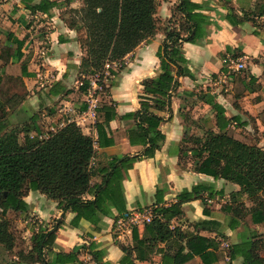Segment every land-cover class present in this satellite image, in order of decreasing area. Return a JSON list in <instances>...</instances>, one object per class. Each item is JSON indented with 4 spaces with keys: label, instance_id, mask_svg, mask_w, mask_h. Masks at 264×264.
Wrapping results in <instances>:
<instances>
[{
    "label": "trees",
    "instance_id": "16d2710c",
    "mask_svg": "<svg viewBox=\"0 0 264 264\" xmlns=\"http://www.w3.org/2000/svg\"><path fill=\"white\" fill-rule=\"evenodd\" d=\"M75 1L41 0L35 3V0H21L32 15L40 13L50 18L55 9L63 10ZM159 6V0H83L82 9L71 10L75 17L65 21L70 29L84 34L80 39L86 53L80 66V91L83 94L88 95L96 84L102 93L111 96V89L117 86L119 76L127 68V58L159 33ZM197 9L191 0H180L174 10L169 23L178 22L179 26L169 25L166 29L165 43L157 53L161 73L143 83L144 89L139 95L141 109L121 117L135 120L134 129L120 130L109 137L104 123L117 117L115 105L112 102L100 104L96 111L97 140L84 135L76 123L49 134L44 140L40 137L45 133L38 128L35 119L32 128L9 129L4 105L10 102L7 96L11 85L21 84V79L12 75L13 69L8 72L7 68L11 62L16 64L24 59L26 45V40L10 35L16 49L2 47L0 51V61L4 64L0 71V248L7 253L15 250L17 239L9 213L27 215L29 206L25 197L30 192H39L57 202L63 214H74L71 226H87L89 238L102 233L104 219H117L128 213L124 189L128 172L137 162L153 159L161 150L165 137L160 128L164 120L157 113L171 111L173 93L179 88L178 77L194 78L184 57L183 45L204 39L208 34L207 27L211 25L204 15L196 13ZM20 71L21 78L31 76L25 62ZM238 85L245 87V91L250 89L243 82ZM99 95L98 90L96 96ZM207 104L217 115L219 133L209 131L202 139L185 135L183 143H188L191 148H183L182 156L193 158L196 173L240 188L230 194L229 202L221 209L232 216L229 223L232 232L237 231L242 222L263 226L264 150L229 128L233 120L226 119V111L219 104L211 99ZM88 107L83 110L87 111ZM33 130L38 131L37 137L30 136ZM122 139H128L133 147H141V152L132 158L113 157L106 163L93 164L97 157L96 147H113ZM96 178L100 179L99 183L94 182ZM165 192L166 188L157 189L152 222L144 226L142 238L136 234L137 229L133 231V248L121 246L123 258L119 264H145L153 256H161L157 264H223L239 258L243 264H264L260 254V249L264 252V235L257 234L253 237L255 241L230 247H223L219 241L226 235L222 232L223 224L213 217L211 202L224 199V191H217L211 185H197L183 191L177 202L170 206L165 203ZM244 198L250 199L254 207L248 209L243 203ZM196 200L201 201L204 215L210 219L190 225L193 231L174 225L185 217L183 206ZM35 226L38 230L31 238V251L19 252L18 261L13 264H84L81 260L84 252L95 264H110L104 261L106 251L95 243L82 245L70 253L56 252L57 233L47 225L35 223ZM202 232L216 237L201 236ZM256 242L261 245L257 246ZM158 245L165 246L161 253L156 251ZM182 250L189 255L188 260L179 256Z\"/></svg>",
    "mask_w": 264,
    "mask_h": 264
},
{
    "label": "crops",
    "instance_id": "0c3cea01",
    "mask_svg": "<svg viewBox=\"0 0 264 264\" xmlns=\"http://www.w3.org/2000/svg\"><path fill=\"white\" fill-rule=\"evenodd\" d=\"M40 1L35 0V3ZM191 1L198 6L196 13L204 15L211 25L207 27L208 34L204 39L196 44L183 45V54L194 78L178 77L179 88L173 93L171 111L157 113L164 120L160 129L165 141L155 158L137 162L128 172L124 181L128 212L144 208L153 210L157 205L156 194L159 187L166 188L164 200L167 206L176 203L183 191L192 190L197 185H211L217 191H224L225 195L227 189L232 190L231 193L240 191L237 185L196 173L193 158L182 156L183 148H191L188 143H183L185 135L202 139L209 131L219 133L217 115L207 104L209 99L226 111L227 120H233L229 128L246 136L253 146L264 150V118L261 119V115H264V0ZM1 2L2 0L0 51L2 47L16 49L10 35L26 40L24 59L16 64L11 62L7 70L10 72L25 62L31 75L23 78L21 74L15 76L20 77L21 84L18 87L15 83L11 85V92L7 96L10 104L4 105L9 129L32 128L35 119L38 128L43 133H48L51 129L61 130L76 120L84 135L97 140L96 121L83 110L89 104L90 96L80 91V66L86 53L82 49L79 34L69 28L61 15L62 10L55 9L50 18L40 13L32 15L21 0H5L6 4ZM179 2L180 0H159L157 18L160 16L169 22ZM10 10V17L4 15V12L8 13ZM38 18L48 21L53 27L47 39L42 41L39 35L38 39L34 37L35 42L32 45L24 34L31 32L33 27L29 26L32 20ZM165 38L166 31L158 33L149 43L141 45L127 58V68L119 76L118 84L111 89L109 97L117 113L115 119L104 123L109 137L120 130L134 129L135 120H123L121 117L141 109L139 95L144 89L143 83L161 73V62L157 53L164 45ZM37 44H45L47 48L41 50ZM228 57L242 59L246 69L237 76L228 75L225 65ZM3 68L4 64L0 61V71ZM238 82H243L250 89L245 91V87L238 85ZM186 93L194 95L188 96ZM11 103L14 104L10 106ZM21 136L24 142V133ZM30 136L37 137L38 131L33 130ZM141 150V147L131 146L128 139H122L120 144L113 147H96L95 163H106L113 157L132 158ZM94 182L99 183L100 179L96 178ZM25 202L29 206V212L19 223L24 227V239L28 241L25 253L31 251V238L34 231L38 230L33 219L47 226L56 221L55 226H48L57 233L56 252L70 253L82 245L95 243L106 251L105 262L120 263L123 258L120 244L117 243H123V240L118 239L117 232L120 218L104 219L102 233L95 238H89V228L83 225L73 228L71 225L75 215L63 214L58 209L57 202L39 192H30L25 197ZM183 212L184 219L174 225H180L185 231H193L190 224L210 219L204 215L199 200L185 204ZM212 212L214 219L222 223L218 211H214L212 207ZM13 214L9 213L10 219ZM201 236L216 237L208 232H202ZM130 238L133 240V235ZM81 260L95 264L85 252ZM14 261H18V258L14 257ZM2 262L0 264H7L6 261Z\"/></svg>",
    "mask_w": 264,
    "mask_h": 264
},
{
    "label": "rangeland",
    "instance_id": "374dc122",
    "mask_svg": "<svg viewBox=\"0 0 264 264\" xmlns=\"http://www.w3.org/2000/svg\"><path fill=\"white\" fill-rule=\"evenodd\" d=\"M62 2L66 3L67 0H61ZM9 2V1H8ZM2 4H6L5 0H2L1 2ZM12 3V2H10ZM83 8V0H76V2L72 5V7H68L67 5L64 7V9L61 12L62 17L65 20H71L72 18L75 17L74 14H72L71 10L72 9H82ZM12 10H10L8 13L4 12V15L10 17L11 16V12ZM159 13V10H158ZM158 24H159V33H163L166 31V29L169 27V25L171 26H179L178 22H174L173 23H169L168 20H163L162 17L158 16ZM162 19V20H161ZM30 21V20H29ZM173 24V25H172ZM33 27V28H32ZM52 25L48 24V21H43L41 18L38 19H34L32 20L31 26H29V28H32L31 32H26L24 35V37L27 38V41H31L32 45L34 44L35 40L34 37H36L38 39V36H41V40H45L47 39V35L50 34L51 30H52ZM178 28V27H177ZM46 37V38H44ZM33 38V39H32ZM84 38V34L81 33L79 35V40ZM44 43V42H43ZM37 47H39L41 50L43 48H47V46L45 44H43L42 46L37 44ZM39 48L37 50H39ZM28 51V50H27ZM21 74L20 71V67L16 66L14 67L13 71H12V75L14 76H19ZM47 81V80H45ZM20 85V84H18ZM17 86V84H16ZM18 87V86H17ZM97 89V88H95ZM103 90H99L100 96L98 97V103L99 104H111V100L109 97H107L104 93H102ZM15 103V102H14ZM14 103H11L10 106H12ZM10 104V103H9ZM21 142H23V137L20 136ZM225 188V187H224ZM230 189H227V195L226 198L224 199H216L213 204L212 207L214 209V211H218L217 214L219 216L220 221L223 223V228H222V232L226 234V238L222 239L220 238L219 241L222 243L223 247H230V246H234L237 244H242L245 241H255L254 240V236L259 234V235H264V225L263 226H253V225H248L245 222H242L240 227L238 228L237 231L235 232H231L229 229V223L230 220L232 218L231 215H227L226 213H224L221 209L227 205V203L230 200V194H231ZM243 203L246 207H249L248 209L254 207V204L252 201H250V199L244 198L243 199ZM24 215L21 216L20 214H13L11 217V221H12V231L14 232L16 239H17V246L15 248V250L13 252H5L3 250V248H0V262H7V264H13L14 261V257H17L19 255V252L21 251H26L27 250V245L28 241L25 240L24 238L26 237L23 232L24 227L20 226V222L24 220ZM33 223H38V225H40L38 220L33 219ZM56 221L53 222L52 224H48V226H55ZM187 225H189V223H187ZM191 225V224H190ZM144 226L138 227L136 234L142 238L143 237V233H144ZM188 231V230H186ZM123 243L117 242L120 244V248L121 246L123 247H128V248H133L135 243L133 242V240L130 238V236L126 235V237H124ZM257 246H260L261 244L256 242ZM165 249L164 245H158V247L156 248V251H163ZM179 256L181 257L182 260H188L189 259V255L187 254V252L185 250L180 251ZM260 254L262 256V258H264V252L262 251V249H260ZM2 257L4 259H2ZM161 261V256H153L151 261L149 263H145V264H157ZM2 262V263H3ZM84 264H91L89 261L84 262ZM223 264H243V260L241 258H239L238 260H236L235 262H230L229 260H227V262L223 263Z\"/></svg>",
    "mask_w": 264,
    "mask_h": 264
},
{
    "label": "built area",
    "instance_id": "2783aa9c",
    "mask_svg": "<svg viewBox=\"0 0 264 264\" xmlns=\"http://www.w3.org/2000/svg\"><path fill=\"white\" fill-rule=\"evenodd\" d=\"M226 68L228 70V75L237 76L246 69L245 63L242 59H237L235 57H228L225 62ZM97 88V89H95ZM100 90L96 84H94L93 91L88 95L90 96V102L88 104V116H91L96 121V111L99 108L98 97L96 96V91ZM71 123H76L77 121H71ZM68 124V125H69ZM78 125V124H77ZM59 130L51 129L48 133H45L40 137L41 140L48 139L49 134L57 133ZM96 161H93V164ZM154 218L153 210L150 209H139L126 213L124 216L120 217L117 222V232L118 239L124 240L126 235L132 236L133 231L141 226H146L152 222Z\"/></svg>",
    "mask_w": 264,
    "mask_h": 264
}]
</instances>
